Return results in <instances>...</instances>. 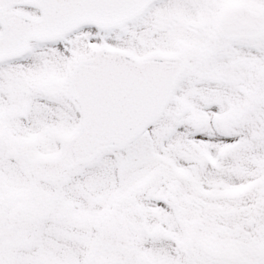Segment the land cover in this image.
Instances as JSON below:
<instances>
[{
  "label": "snow or ice",
  "instance_id": "obj_1",
  "mask_svg": "<svg viewBox=\"0 0 264 264\" xmlns=\"http://www.w3.org/2000/svg\"><path fill=\"white\" fill-rule=\"evenodd\" d=\"M0 264H264V0H0Z\"/></svg>",
  "mask_w": 264,
  "mask_h": 264
}]
</instances>
